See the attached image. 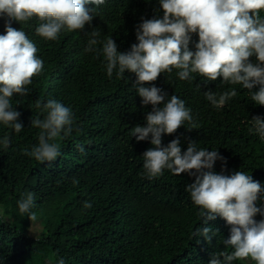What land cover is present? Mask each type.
Segmentation results:
<instances>
[{
    "label": "trees",
    "instance_id": "obj_1",
    "mask_svg": "<svg viewBox=\"0 0 264 264\" xmlns=\"http://www.w3.org/2000/svg\"><path fill=\"white\" fill-rule=\"evenodd\" d=\"M86 7L95 9L91 24L83 30H62L56 40L36 35V18L12 22L36 45L44 65L26 86V94L11 98L23 129L17 133L0 122V140L8 136L11 141L8 148L0 144V264H58L61 258L65 264H210L215 253L233 250L223 243L230 226L219 216L205 222L186 191L195 180L188 172L177 176L165 169L157 178L146 176L142 154L154 147L151 134L137 141L131 130L146 126L152 105L142 104L135 73L126 70L118 77L114 70L108 77L100 51L109 37L118 51H130L138 43V26L145 19L162 18L159 0H105L98 7ZM260 15L264 18V11ZM6 20L0 17V34L6 32ZM94 30L100 33L99 43L86 52ZM198 40V33H193L190 50H196ZM177 71L161 73L144 85L162 89L168 93L166 99L178 96L191 111L192 123L185 121L175 133L162 134L163 145L179 138L182 152L191 142L197 149L216 150L226 165L217 159L211 171H243L264 186V139L249 132L251 118L264 117V105L252 101V93L242 85L222 83V77L206 81L193 73L192 79L181 80ZM233 89L237 95L222 108L205 96L207 91L218 97ZM258 90L259 85L253 88ZM48 100L72 109L73 131L50 141L59 144L60 155L54 161L39 162L24 150L30 152L38 144L41 130L31 121L46 116L36 103ZM193 124L196 127L189 130ZM29 193L34 195L30 211L35 220L18 207ZM85 201L92 207L85 208ZM262 205L264 193L257 202ZM255 219L264 216L257 214ZM34 221L43 224L42 233L31 234ZM204 227L216 233H209L210 242L203 234L194 236Z\"/></svg>",
    "mask_w": 264,
    "mask_h": 264
},
{
    "label": "clouds",
    "instance_id": "obj_2",
    "mask_svg": "<svg viewBox=\"0 0 264 264\" xmlns=\"http://www.w3.org/2000/svg\"><path fill=\"white\" fill-rule=\"evenodd\" d=\"M104 3L105 0H0V17H7L6 32L0 34V122L17 133L23 129L19 122L21 113L13 109L11 98L14 94L25 95L26 86L42 72L44 65L36 55V45L25 31L12 27V22L36 18L40 21L36 35L56 40L62 30H83L86 24H91L95 9L86 5L98 7ZM159 3L162 18L145 19L138 26V43L132 44L130 51H118L112 37L100 50L107 62L108 77H112L114 70H118V77L124 76L126 70L135 73L134 85L142 104L152 105L146 115V126L137 125L131 130L137 141L147 140L151 134L154 147L142 154L145 174L149 179L157 178L168 169L177 176L188 172L195 177L186 191L194 205L199 206L200 215L205 222L219 216L230 226V236L223 243L233 250L215 253L210 264H233L248 259L264 264V219H255L257 214L264 216V205L257 206L264 186L243 171L231 175L211 171L217 159L224 160L226 165L225 158L216 150L197 149L195 142H191L182 152L179 138L164 146L162 134L175 133L185 121L192 123L191 111L178 96L166 99L168 93L154 84L144 86L156 81L161 73L176 69L181 80H190L196 73L206 81L222 77V83L242 85L252 93V101L264 105V18L260 15L264 0H159ZM193 33L199 37L195 51L189 48ZM99 35V31L91 32L86 52L94 50ZM257 85L259 90L253 91ZM236 95L235 89L218 97L213 91L205 92L206 99L216 108H222ZM36 107L42 108L46 116L32 119L31 126L41 130L38 144L30 152H24L39 162H52L60 151L59 144L50 141L62 132L65 137L72 133L74 115L70 107L56 100L43 105L37 101ZM250 123L249 132L264 139V117L253 116ZM195 127L193 124L189 130ZM10 143L8 136L0 140L4 148ZM78 148L84 151L82 146ZM34 203L32 193L18 202L20 213H28L31 220L36 219L30 211ZM84 207L91 208L92 204L85 201ZM210 232L216 234L209 227L197 228L194 236L203 234L210 242ZM58 264H65V260L59 259Z\"/></svg>",
    "mask_w": 264,
    "mask_h": 264
},
{
    "label": "rangeland",
    "instance_id": "obj_3",
    "mask_svg": "<svg viewBox=\"0 0 264 264\" xmlns=\"http://www.w3.org/2000/svg\"><path fill=\"white\" fill-rule=\"evenodd\" d=\"M8 216V214L6 215V217ZM44 231L43 229V224L39 223V222H33L31 225V234H39L42 233ZM247 261H251L250 259H248Z\"/></svg>",
    "mask_w": 264,
    "mask_h": 264
}]
</instances>
